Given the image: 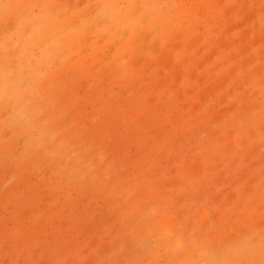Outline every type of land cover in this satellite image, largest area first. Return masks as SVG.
<instances>
[{
  "label": "rangeland",
  "instance_id": "rangeland-1",
  "mask_svg": "<svg viewBox=\"0 0 264 264\" xmlns=\"http://www.w3.org/2000/svg\"><path fill=\"white\" fill-rule=\"evenodd\" d=\"M57 1L0 0V264H264V0H157L170 26L193 7L184 32L132 60L124 42L152 18L139 2L140 21L129 0ZM124 13L130 32L93 59Z\"/></svg>",
  "mask_w": 264,
  "mask_h": 264
},
{
  "label": "bare ground",
  "instance_id": "bare-ground-1",
  "mask_svg": "<svg viewBox=\"0 0 264 264\" xmlns=\"http://www.w3.org/2000/svg\"><path fill=\"white\" fill-rule=\"evenodd\" d=\"M96 1V10L98 9V7L100 8L99 9V11L98 12H101V11H103L104 9H106V8H109V7H111L112 6V4H114L115 2H117L118 0H95ZM157 0H129V3H130V5L132 6V8H133V10H135L136 8H138L139 7V5L137 4V2H139V4H140V6L146 11V13L147 14H151V19L148 21V23L145 25V26H142V27H139V29L137 30V32L133 35V37L132 38H129V37H127L126 38V41L124 42V43H128L129 44V53H130V55H129V57L131 58V60L132 59H134L133 57H131V52L132 51H134L135 50V54L136 53H138V51L137 50H142L141 48V46H138L136 43H137V41H142V40H144V39H147L148 37H150L151 35H154V37L153 38H158V37H161V36H165L164 38H165V40H170L171 39V33L172 32H174V33H183L184 32V30H182V29H176V27H180V25L181 24H183L184 22H185V19H186V13H189L190 12V14H191V11H192V8L193 7H179L178 9H174V10H176V13H175V15H173L174 16V18L177 20V22H176V24L175 25H173V26H170V25H167L166 23H164V19H165V17H166V15L167 14H169L170 13V11L171 10H173V9H171V10H169V9H166V10H164V11H158V12H153V6L157 3L156 2ZM132 2V3H131ZM80 3V1H78V4ZM197 3V2H196ZM91 4V3H90ZM89 4V5H90ZM195 4V3H194ZM49 5H50V8L51 9H55V8H57V7H61L62 6V3H60L59 1H57V0H50V3H49ZM93 6V5H92ZM197 6V5H196ZM201 6H206L209 10H212L213 8H215L216 6H215V0H201ZM90 8H92L91 6L89 7V9ZM131 8V9H132ZM172 8H174V7H172ZM177 8V7H176ZM203 8V7H202ZM69 9H71V7H69ZM89 9H88V12H89ZM139 9H141V8H139ZM139 9H136L137 11H135V12H137V14H138V19H139V21H140V19L141 18H143L144 16H145V14L146 13H143V11H141V10H139ZM199 9H201V8H199ZM198 11V10H197ZM200 11V10H199ZM214 14H218L219 13V10L217 9L216 11H212ZM23 13V12H22ZM79 13H80V10H78V11H75L72 15H79ZM86 13H87V11H86ZM167 13V14H166ZM196 13H198V12H196ZM200 13H201V11H200ZM206 13H208L207 11H206ZM252 13V12H251ZM92 14V13H91ZM129 13H124V14H121V15H117L116 17H114L113 18V16L111 17V18H113L111 21H110V25L107 27V28H104V30H105V32L108 34V37H112V38H114V39H112V40H109L107 43H105V44H103L102 46H98V47H96L95 48V50L92 52V55H93V59H100L101 57H102V53H103V51H104V49L105 48H107L108 47V45L110 44V43H113L114 41H120V37L121 36H123V35H127L129 32H130V28H131V26H130V24H128V25H122V22L124 21V19H125V16L126 15H128ZM199 14V13H198ZM12 17H14V16H12ZM70 17L68 16V17H64V18H62V19H60L59 21H57L56 22V29H52L54 32H57L58 30H60V28H66L65 27V25L66 26H69V23H66V22H68V19H69ZM13 19V18H12ZM75 19V18H74ZM196 20V21H195ZM193 22L194 23H192V27H197L196 25L198 24H200L198 21H197V19H195ZM13 21V20H12ZM103 21H104V19H103ZM145 21V20H144ZM244 22V21H243ZM10 23V22H9ZM251 23V22H250ZM12 24V23H11ZM10 24V25H11ZM74 24V23H73ZM92 24H94V22H87L84 26H82L80 29H81V32L79 33V35L78 36H76V37H74L73 39H71L69 42H68V44H67V46H72V47H79L81 44H83V42H84V37H85V35L88 33V32H90L91 31V25ZM236 25H237V23H236ZM198 28V27H197ZM228 29V28H227ZM24 33V32H23ZM150 33H152V34H150ZM54 34H56V33H53V35ZM207 34V33H206ZM121 35V36H120ZM198 39V38H197ZM191 40H193L192 38H191ZM190 42V40H188V43ZM172 44V43H171ZM40 45H41V43H40ZM123 46V49H125L126 47H124V45H122ZM156 46V45H155ZM177 47V46H176ZM139 48V49H138ZM122 49V48H121ZM127 49V48H126ZM240 50V49H239ZM242 50V49H241ZM106 53V52H105ZM196 53V52H195ZM213 53H214V51H213ZM79 55V54H78ZM137 58H139V57H137ZM83 59V58H82ZM82 59H79V60H76L74 63H72V64H69L68 66L69 67H74V66H77L78 64H79V61L80 60H82ZM104 59V58H103ZM162 59V58H161ZM170 59V58H169ZM7 62H6V64H5V66L7 67L8 66V68H10V64H11V61L10 60H6ZM162 61V60H161ZM233 67V66H232ZM66 69V67H64V68H62V69H60L59 70V72H63L64 70ZM234 69V68H233ZM146 70V69H145ZM233 72V71H232ZM86 73H90V70H87V72ZM9 74V73H8ZM101 76V75H100ZM191 77V76H190ZM199 77V76H198ZM220 78H221V76H220ZM86 80V79H85ZM88 80V79H87ZM164 83V82H163ZM162 84V83H161ZM23 85V84H22ZM83 85V84H82ZM21 86V85H20ZM157 88V87H156ZM80 90H81V88H79ZM80 90H79V92H80ZM78 91V90H77ZM71 101V100H70ZM10 103V102H9ZM16 103V102H15ZM8 108H10V107H8ZM7 109V108H6ZM2 115V114H1ZM89 115V114H88ZM47 119V118H46ZM192 122V121H191ZM198 128V127H197ZM196 128V129H197ZM112 129V128H111ZM199 129V128H198ZM159 130V129H158ZM194 130V129H193ZM248 131H249V129H248ZM248 131H247V133H248ZM3 134V133H2ZM22 134H23V132H22ZM243 134V133H242ZM241 134V135H242ZM26 136V135H25ZM242 139H243V137H241ZM209 139H211V136H210V138ZM22 140V139H21ZM147 140V139H146ZM211 140H213V138L211 139ZM179 141V140H178ZM242 141V140H241ZM207 142V141H206ZM60 143V142H59ZM205 143V142H204ZM232 142H230V144H231ZM145 145V144H144ZM175 145V144H174ZM206 145V144H205ZM223 147H225V151H227L226 150V146H224L223 145ZM232 147V144L231 145H229V147H227V149H228V151H229V149ZM223 148H221L220 147V151L222 150ZM219 150V149H218ZM224 150V149H223ZM222 150V151H223ZM16 151V150H15ZM192 151V150H191ZM189 152V151H188ZM70 153V152H69ZM42 154V153H41ZM204 154H206V151H205V153ZM214 155V154H213ZM192 157V156H191ZM170 159L172 158V157H169ZM213 158V157H212ZM172 159H174V155H173V158ZM186 159V158H185ZM194 159V158H193ZM211 159V158H210ZM215 160V159H214ZM211 161H212V159H211ZM243 161V160H242ZM60 162V161H59ZM187 163V162H186ZM186 163H185V165H186ZM216 163V162H215ZM214 163V164H215ZM218 163V162H217ZM59 164V163H58ZM197 164V163H196ZM213 164V166H215V167H217L216 165H214ZM219 164H221V162L219 163ZM199 165V164H198ZM197 165V166H198ZM183 166H184V162H183ZM218 166H220V165H218ZM185 167V166H184ZM199 168V167H198ZM205 168H207V167H205ZM200 169V168H199ZM171 171H173V169L171 170ZM221 171V170H220ZM201 172V171H200ZM199 172V173H200ZM222 172V171H221ZM182 173H189V172H186V170L183 172L182 171ZM191 173V172H190ZM193 173V172H192ZM168 174H170V176L172 175L170 172L168 173ZM196 174H198V170H197V172H196ZM222 174V173H221ZM69 176V175H68ZM258 177V176H257ZM174 181H175V179H174ZM182 181V180H181ZM214 181V180H213ZM173 182V181H172ZM263 182V181H262ZM175 183H176V181H175ZM174 182L172 183V185L173 184H175ZM201 183H205V181H203V182H201ZM92 185V184H91ZM109 185V184H108ZM97 186V185H96ZM92 187V186H91ZM160 187V186H159ZM199 187L201 188V185H200V183H199ZM112 188H114V187H112ZM251 188V187H250ZM258 188V187H257ZM108 189V188H107ZM258 190V189H257ZM256 190V191H257ZM143 191V190H142ZM201 190H199V192H200ZM250 191H251V189H250ZM159 192H160V190H159ZM162 192V191H161ZM161 192L159 193L160 195H161ZM248 192V191H247ZM111 193V192H110ZM154 194V196H155V192H153ZM244 193V192H243ZM256 193H258V196L260 197L261 196V194L259 195V193L260 192H256ZM71 194H72V192H71ZM163 195H164V192L162 193ZM185 194H187V192L185 193ZM189 194V193H188ZM245 194H247V193H244V195ZM114 195V194H113ZM113 195H111L112 197H113ZM148 195H150V194H147L146 195V197H148ZM157 195V194H156ZM264 195V194H263ZM152 196V195H151ZM153 196V197H154ZM183 196V195H182ZM187 196V195H186ZM257 195H255L254 197L256 198V197H258ZM142 196H140V198H141ZM184 197V196H183ZM240 197H241V195H240ZM263 197V196H262ZM144 198V197H143ZM180 198H181V196H180ZM242 198H243V196H242ZM145 199V198H144ZM147 199H150V197H148ZM254 199V198H253ZM259 199V198H258ZM138 200H142V199H138ZM176 201H174L173 203H175V202H177V200L178 199H175ZM122 201H124V200H122ZM134 201V200H133ZM131 202V204L133 203V205L136 203L135 201V203L134 202ZM182 201V200H181ZM250 201V200H249ZM260 201H261V199H260ZM240 202H242V200L240 201ZM238 203V205L239 204H241V203ZM261 202H263V201H261ZM124 203H126V201L124 202ZM236 203V204H237ZM250 203H251V201H250ZM260 203V202H259ZM258 203V204H259ZM264 203V202H263ZM263 203H260V204H263ZM130 204V205H131ZM137 204V203H136ZM135 204V205H136ZM254 204H256V203H254ZM134 205V206H135ZM238 205H236V206H234V207H238ZM253 205V204H252ZM246 206H248V205H246ZM246 206H244V208H247ZM251 206V205H250ZM43 207V206H42ZM132 207V206H131ZM172 207H175V206H173L172 205ZM207 207V205L205 204V206H203L202 208L203 209H205V208ZM263 207V206H262ZM8 208V207H7ZM129 208V207H128ZM137 207H135V210H138V211H140V210H142V209H136ZM150 208V207H149ZM176 208V207H175ZM250 208V207H249ZM134 209V208H133ZM132 209V211H133V213H134V211L135 210H133ZM152 209H153V207H152ZM173 209V208H172ZM154 210V209H153ZM201 210V209H200ZM217 210V212H220L219 210H221L220 208L218 209H216ZM234 210V209H233ZM236 210V209H235ZM237 210H238V208H237ZM237 210H236V212H237ZM247 210V209H246ZM256 210V209H255ZM255 210L252 212V214H254L255 213ZM65 211V210H64ZM119 211H120V209H119ZM177 212H179L178 211V209L176 210ZM225 211V210H224ZM131 212V211H130ZM136 212V211H135ZM151 212V211H150ZM154 212H155V210H154ZM216 212V211H215ZM223 211L221 210V212L220 213H222ZM258 212V211H257ZM256 212V213H257ZM24 213H25V211H24ZM173 213V212H172ZM171 213V214H172ZM163 213H161V214H159V217L162 215ZM176 214V213H175ZM174 214V215H175ZM238 214V213H237ZM243 214V213H242ZM248 213H247V211H246V214L245 215H247ZM252 214H250V216L252 215ZM263 214V213H262ZM152 215V214H151ZM155 215V214H154ZM153 215V216H154ZM177 215V214H176ZM156 216H158L157 214H156ZM238 216H240V215H238ZM169 217V216H168ZM173 217V216H172ZM241 217H242V215H241ZM244 217H247V216H244ZM249 217V216H248ZM22 218V217H21ZM156 218H158V217H156ZM165 218H167V217H165ZM241 219V218H240ZM246 219V218H245ZM245 219H242V221L243 220H245ZM173 220V219H172ZM171 219H170V221L168 220V222H171L172 221ZM175 220V219H174ZM173 220V221H174ZM31 221V220H30ZM62 221V220H61ZM138 221V220H137ZM136 221V222H137ZM166 221V220H165ZM172 221V222H173ZM21 222V221H20ZM135 222V223H136ZM139 222V221H138ZM147 222V221H146ZM168 222L166 221V223H165V227H164V229L167 231L168 230ZM55 223V222H54ZM63 223V222H62ZM140 223V222H139ZM149 223V222H148ZM163 223V222H162ZM245 223V222H244ZM247 223V222H246ZM157 224V223H156ZM60 225V224H59ZM139 225V224H138ZM168 225V226H167ZM156 226H158V225H156ZM46 227V226H45ZM58 227V226H57ZM63 227H64V224H63ZM253 227V226H252ZM255 227V226H254ZM60 228H61V226H60ZM65 228V227H64ZM154 229H156L155 227H154ZM163 228H162V230H164ZM170 229V228H169ZM161 230V229H160ZM172 230V229H171ZM156 231V230H155ZM141 233V232H140ZM156 233V232H155ZM158 233V232H157ZM171 233H173V231L171 232ZM168 234H170V233H168ZM189 234V233H188ZM171 235V234H170ZM157 236H159V235H157ZM47 237V236H46ZM176 237V236H175ZM238 237H240V235L238 236ZM40 238V237H39ZM177 238H180V236H178L177 235ZM182 239H179L178 240V243H179V241H181ZM251 240V239H250ZM254 240V239H253ZM18 240H16V242H17ZM120 241V240H119ZM220 241H221V239H220ZM207 242V241H206ZM219 242V241H218ZM223 242V241H222ZM167 244H168V242H166ZM166 243H164V244H166ZM194 243H196L197 244V242L195 241ZM193 243V244H194ZM11 244V243H10ZM12 244H15V242H12ZM172 244V243H171ZM187 244V243H186ZM204 244V243H203ZM224 244V243H223ZM176 245V244H175ZM181 245V244H180ZM220 245H222V244H220ZM245 245L246 246H248V244H246L245 243ZM177 246V245H176ZM195 246V245H194ZM219 246V245H218ZM181 247V246H180ZM179 247V248H180ZM193 247V246H192ZM192 247L190 248V249H192ZM196 247H197V245H196ZM211 247V246H210ZM244 247V249H245V246L243 245L242 246V248ZM29 248V247H28ZM31 248V247H30ZM213 248H216V247H212V251H214L213 250ZM220 248V247H219ZM222 248V247H221ZM4 249V248H3ZM2 249V250H3ZM5 249H7V248H5ZM196 249V248H195ZM195 249H194V247H193V250L195 251ZM217 249V248H216ZM255 249V248H254ZM1 250V251H2ZM203 250V249H202ZM204 250H205V248H204ZM218 250V249H217ZM243 250V249H242ZM242 250H241V254H243L242 253ZM246 250H247V247H246ZM30 251V250H29ZM186 251H188V250H186ZM199 251H201V250H199ZM244 251V250H243ZM251 251H252V249H251ZM261 251V250H260ZM264 251V250H263ZM7 251H5L4 253H6ZM33 252V251H32ZM198 252V251H197ZM217 252V251H216ZM239 252H240V250H239ZM19 253H20V251H18V255H19ZM43 253V255H44V252H42ZM41 253V254H42ZM185 253H187V252H185ZM193 253H195V252H191V255L193 254ZM204 253H206V252H204ZM245 253V252H244ZM261 253H263L262 251H261ZM31 254H33V253H31ZM188 254V253H187ZM186 254V255H187ZM189 254H190V252H189ZM188 254V255H189ZM214 254H215V251H214ZM213 254V255H214ZM231 255V253H228L227 254V256L228 255ZM258 254V253H257ZM42 255V256H43ZM212 255V256H213ZM229 255V256H230ZM255 255V254H254ZM41 256V257H42ZM193 256H194V254H193ZM198 255L196 254V257H197ZM201 256V255H200ZM202 256H203V253H202ZM217 253L215 254V256H213L214 258L216 257L217 258ZM228 256V257H229ZM251 256L253 257V255H252V253H251ZM251 256H250V258H251ZM257 256V255H256ZM258 256H259V254H258ZM192 257V256H191ZM199 257V256H198ZM226 257V256H225ZM238 257H239V254H238ZM241 257V256H240ZM242 257H243V255H242ZM241 257V258H242ZM255 257V256H254ZM262 257H263V255H262ZM262 257L260 258V257H257V258H259V259H262ZM195 258V257H194ZM40 259H43V258H40ZM177 259H179V261L178 262H182L181 260L182 259H180V257H178ZM176 259V260H177ZM186 259H188L187 257H186ZM235 259H237V255H236V258ZM235 259H234V261H235ZM247 259H249V258H247ZM252 259V258H251ZM36 259H34V261H35ZM175 260V264H176V261ZM224 260V259H223ZM222 260V261H223ZM238 261H239V259H237ZM236 260V261H237ZM244 259H242L241 261H243ZM252 260H254V258L252 259ZM257 260V259H256ZM256 260H254L255 262H256ZM4 261V260H3ZM19 261V260H18ZM27 261V260H26ZM38 261V260H37ZM70 261V260H69ZM220 262L219 264H225V263H223V262ZM225 261H226V258H225ZM233 261V262H234ZM254 261H252V262H254ZM28 262H29V260H28ZM232 262V263H233ZM251 262V263H252ZM261 262V261H260ZM263 262H264V260H263ZM262 262V263H263ZM35 263H37L36 261H35ZM173 263V264H174ZM216 263H218V261L216 262ZM227 264H228V262H226ZM239 263H241V262H239ZM4 264V263H3ZM34 264V263H33ZM65 264H68V262H65ZM243 264V263H242Z\"/></svg>",
  "mask_w": 264,
  "mask_h": 264
}]
</instances>
